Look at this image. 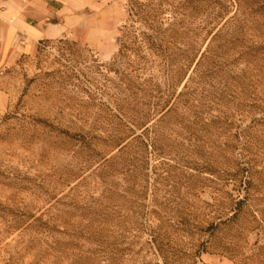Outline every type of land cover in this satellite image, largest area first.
<instances>
[{
    "label": "rangeland",
    "instance_id": "374dc122",
    "mask_svg": "<svg viewBox=\"0 0 264 264\" xmlns=\"http://www.w3.org/2000/svg\"><path fill=\"white\" fill-rule=\"evenodd\" d=\"M132 1L72 0L66 34L31 50L0 23V264H246L255 253L254 233L240 240L239 254L227 250L221 223L235 169L247 168L253 191L264 193V0L228 8L247 19L244 35L228 67L187 83L195 113L180 110L185 125L174 124L155 146L130 139L123 155L108 139L140 132L145 119L132 132V118L151 109L152 98L119 95V121L102 96L99 66L116 58ZM161 1L164 27L175 16L185 34L178 45L202 47L214 0H202L203 11L200 0ZM59 39L77 46L54 45ZM117 58L129 73L132 53ZM164 81L155 75L151 83L163 89Z\"/></svg>",
    "mask_w": 264,
    "mask_h": 264
},
{
    "label": "trees",
    "instance_id": "16d2710c",
    "mask_svg": "<svg viewBox=\"0 0 264 264\" xmlns=\"http://www.w3.org/2000/svg\"><path fill=\"white\" fill-rule=\"evenodd\" d=\"M226 1L227 5L221 0H214L215 12L209 17V22L208 20L203 22L213 27V29L206 31L207 38L204 40L203 46L206 42L207 44L203 51V46L196 48L188 44L187 47L183 48L178 45L177 40L180 41L181 35L185 34L178 31L177 27L180 22L175 16L172 17L174 22L168 24L165 22L166 27H164L161 16L163 14L161 0L154 5L140 3L136 0L132 1L128 11L130 23L124 25V31L118 39L116 58L113 59L108 68L99 66L100 70H105V73L99 71L104 81L103 87L106 94L102 96L110 97L114 105L113 110L120 115L119 121L123 120L120 111L124 101L119 95H124L125 92L132 97L135 95V91L149 95L152 98V107L149 109L151 111L148 110L141 117L132 118V132L135 128L142 126L145 119V124L140 132H135L126 139L123 135H115L108 139L119 153L123 155L127 153L130 147V139H132V146L135 143L155 146L163 136H168V132L174 131V124L183 127L184 123L180 110H193V105H189V99L193 97V92H187V83L206 79V77L215 75L229 66L230 52L241 40L240 36L244 35L247 19L236 16V13L232 15L228 13L229 7H236V10H241L242 0ZM204 3L205 1L202 0L198 2L200 11L205 9L201 6ZM182 7H185L184 4ZM205 24L199 29H203ZM136 25H140L145 31H138ZM53 44L67 46V49L70 50L77 46L75 43H68L62 39L53 42ZM245 50L252 51L250 48ZM126 53H132L134 58L132 63L126 62L129 73L120 71L116 66L122 64L120 58L117 57H125ZM245 54V51L239 53L240 56ZM69 57H73L71 53H68ZM108 72L115 74V80L108 78ZM146 73L151 79L142 80L141 75ZM155 75L165 77L163 89L151 83ZM140 78L142 82H136ZM183 82L184 85L178 92L176 87L177 85L179 87ZM108 84L110 87L107 86ZM109 90L114 92L108 95ZM106 104L109 102L106 101ZM193 112L195 113V110ZM152 114H156V117L152 118ZM260 123L264 125V118ZM235 170L236 172L231 174L230 179L235 194L230 197L229 214L221 223L227 227L228 235H230L231 246L226 247V249L233 254H239L234 252L240 247V240H243L245 235L254 233L257 239L251 244V247L255 253H250L244 259L246 264H264V245L259 242V238L264 237V193L253 191L251 179L254 177L246 175L247 168ZM243 170L244 173L242 174ZM33 222L35 223L31 225H35L36 222L41 223L39 219H33ZM215 226L217 225H210L208 230L210 231ZM213 233L211 232L210 235ZM153 240L154 243L157 242L155 237Z\"/></svg>",
    "mask_w": 264,
    "mask_h": 264
},
{
    "label": "crops",
    "instance_id": "0c3cea01",
    "mask_svg": "<svg viewBox=\"0 0 264 264\" xmlns=\"http://www.w3.org/2000/svg\"><path fill=\"white\" fill-rule=\"evenodd\" d=\"M57 1V0H56ZM0 0L2 33L25 39L28 50L38 40L66 34L71 24L72 0ZM80 8V7H79ZM78 17V16H76ZM1 29V26H0ZM28 43V44H27Z\"/></svg>",
    "mask_w": 264,
    "mask_h": 264
}]
</instances>
